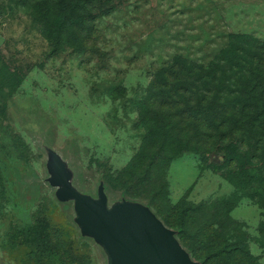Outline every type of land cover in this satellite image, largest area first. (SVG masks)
Here are the masks:
<instances>
[{"label": "rangeland", "instance_id": "1", "mask_svg": "<svg viewBox=\"0 0 264 264\" xmlns=\"http://www.w3.org/2000/svg\"><path fill=\"white\" fill-rule=\"evenodd\" d=\"M35 1L0 0V264H110L82 234L74 201L58 199L50 151L69 164L80 191L97 197L104 181L109 207L142 201L171 229L176 207H192L187 231L176 236L191 255L190 245L217 235L245 240L256 263L243 264H264V210L238 200L227 180L235 168L225 163L228 142L175 157L166 187H147L150 199L125 194L117 172L141 145L135 105L158 71L176 54L209 61L233 32L264 39V0H57L78 18L80 50H56L33 20ZM153 112L164 110L153 104ZM222 197L238 200L226 217ZM38 227L49 238L42 248Z\"/></svg>", "mask_w": 264, "mask_h": 264}, {"label": "trees", "instance_id": "2", "mask_svg": "<svg viewBox=\"0 0 264 264\" xmlns=\"http://www.w3.org/2000/svg\"><path fill=\"white\" fill-rule=\"evenodd\" d=\"M66 1L78 5L83 0ZM125 1L118 0V5ZM60 4L57 0L35 1L31 6L33 20L42 23L45 37L56 50L64 46L80 50L78 18L67 4ZM153 104L164 110L157 118ZM135 107L144 133L137 152L117 171L119 181L127 187L125 194L150 199L147 187H166L165 169L175 157L186 151L199 153L211 142H228L221 146L226 150L225 163L228 167L235 164V168L227 169V180L238 200L248 198L264 210V39L246 32L230 33L226 45L207 62L176 54L158 71ZM206 160L204 156L203 162ZM238 200L219 198L225 217ZM176 208L178 219L168 222L178 228L173 229L177 236L187 231V217L193 208ZM42 232L38 227L41 248L49 242ZM201 243L199 249L190 245L198 264L256 263L245 240L218 239L216 235ZM41 248L39 258L47 251Z\"/></svg>", "mask_w": 264, "mask_h": 264}, {"label": "water", "instance_id": "3", "mask_svg": "<svg viewBox=\"0 0 264 264\" xmlns=\"http://www.w3.org/2000/svg\"><path fill=\"white\" fill-rule=\"evenodd\" d=\"M48 167L58 199L74 201L82 234L102 245L110 264H198L148 205L125 198L109 207L103 181L97 197L80 191L74 171L55 152H49Z\"/></svg>", "mask_w": 264, "mask_h": 264}]
</instances>
